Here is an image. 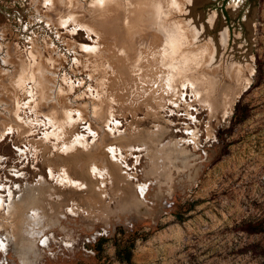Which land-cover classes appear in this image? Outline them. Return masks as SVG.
I'll return each instance as SVG.
<instances>
[{"label": "rangeland", "instance_id": "374dc122", "mask_svg": "<svg viewBox=\"0 0 264 264\" xmlns=\"http://www.w3.org/2000/svg\"><path fill=\"white\" fill-rule=\"evenodd\" d=\"M0 238V264H264V0H0Z\"/></svg>", "mask_w": 264, "mask_h": 264}, {"label": "trees", "instance_id": "16d2710c", "mask_svg": "<svg viewBox=\"0 0 264 264\" xmlns=\"http://www.w3.org/2000/svg\"><path fill=\"white\" fill-rule=\"evenodd\" d=\"M101 241H104V239H100L97 245V250L100 249ZM115 256L116 258L121 262L131 263L132 258V249L134 247V240H126L124 243L115 242Z\"/></svg>", "mask_w": 264, "mask_h": 264}, {"label": "bare ground", "instance_id": "6f19581e", "mask_svg": "<svg viewBox=\"0 0 264 264\" xmlns=\"http://www.w3.org/2000/svg\"><path fill=\"white\" fill-rule=\"evenodd\" d=\"M200 52H202L203 53V51H201V50H199ZM199 57V56H198ZM197 65L199 66L200 65V62H197ZM188 65L186 64V67H187ZM183 68H185V67H183ZM182 68V69H183ZM236 77H238V76H236ZM238 79V78H237ZM204 80H202V85L205 83V82H203ZM201 85V86H202ZM206 88V87H205ZM201 89V88H200ZM206 90H208V88H206ZM210 90V89H209ZM205 92V91H204ZM208 92V91H207ZM225 96V95H224ZM96 169V168H95ZM97 170V172H99L100 173V171L101 170H99V169H96ZM139 188H140V192L142 193L143 192V187H142V185H139ZM12 223V222H11ZM45 240V239H44ZM44 243V242H43ZM0 244H1V246H3L4 245V242H3V240L0 238Z\"/></svg>", "mask_w": 264, "mask_h": 264}, {"label": "built area", "instance_id": "2783aa9c", "mask_svg": "<svg viewBox=\"0 0 264 264\" xmlns=\"http://www.w3.org/2000/svg\"><path fill=\"white\" fill-rule=\"evenodd\" d=\"M0 251H2V250H0Z\"/></svg>", "mask_w": 264, "mask_h": 264}]
</instances>
